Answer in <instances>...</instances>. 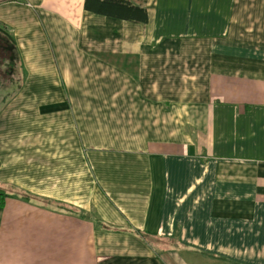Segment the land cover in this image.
<instances>
[{
    "label": "crops",
    "instance_id": "crops-1",
    "mask_svg": "<svg viewBox=\"0 0 264 264\" xmlns=\"http://www.w3.org/2000/svg\"><path fill=\"white\" fill-rule=\"evenodd\" d=\"M0 0V264H264V0Z\"/></svg>",
    "mask_w": 264,
    "mask_h": 264
},
{
    "label": "trees",
    "instance_id": "trees-1",
    "mask_svg": "<svg viewBox=\"0 0 264 264\" xmlns=\"http://www.w3.org/2000/svg\"><path fill=\"white\" fill-rule=\"evenodd\" d=\"M84 10L135 23H145L146 14L142 7L133 5L129 0H84Z\"/></svg>",
    "mask_w": 264,
    "mask_h": 264
},
{
    "label": "rangeland",
    "instance_id": "rangeland-1",
    "mask_svg": "<svg viewBox=\"0 0 264 264\" xmlns=\"http://www.w3.org/2000/svg\"><path fill=\"white\" fill-rule=\"evenodd\" d=\"M3 79H4V77L2 75H0V81H4Z\"/></svg>",
    "mask_w": 264,
    "mask_h": 264
}]
</instances>
